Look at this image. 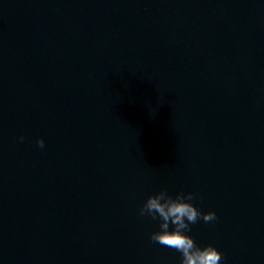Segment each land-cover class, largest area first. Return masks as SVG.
<instances>
[{"label": "water", "instance_id": "1", "mask_svg": "<svg viewBox=\"0 0 264 264\" xmlns=\"http://www.w3.org/2000/svg\"><path fill=\"white\" fill-rule=\"evenodd\" d=\"M161 189L264 264V0H0V264H180Z\"/></svg>", "mask_w": 264, "mask_h": 264}, {"label": "clouds", "instance_id": "2", "mask_svg": "<svg viewBox=\"0 0 264 264\" xmlns=\"http://www.w3.org/2000/svg\"><path fill=\"white\" fill-rule=\"evenodd\" d=\"M19 139L23 142L24 137ZM36 144L40 148L45 146L42 138H38ZM195 199L197 196L193 192H179L172 196L167 189H161L148 196L138 209V214L159 221L160 230L152 232L149 239L179 252L180 264H221L223 256L216 247L211 244L200 247L193 237L187 234L191 231V225L198 221L210 223L217 219L214 211L202 212L195 207L191 202Z\"/></svg>", "mask_w": 264, "mask_h": 264}]
</instances>
